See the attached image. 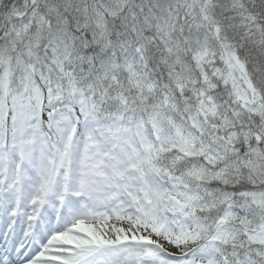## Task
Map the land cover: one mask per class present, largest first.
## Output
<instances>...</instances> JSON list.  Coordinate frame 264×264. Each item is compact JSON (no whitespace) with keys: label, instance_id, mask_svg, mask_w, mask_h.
I'll return each instance as SVG.
<instances>
[{"label":"snow or ice","instance_id":"1","mask_svg":"<svg viewBox=\"0 0 264 264\" xmlns=\"http://www.w3.org/2000/svg\"><path fill=\"white\" fill-rule=\"evenodd\" d=\"M0 264H264V0H0Z\"/></svg>","mask_w":264,"mask_h":264}]
</instances>
